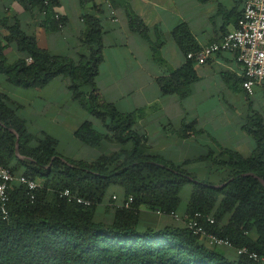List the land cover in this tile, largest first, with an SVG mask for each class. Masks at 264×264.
<instances>
[{
  "label": "trees",
  "instance_id": "obj_1",
  "mask_svg": "<svg viewBox=\"0 0 264 264\" xmlns=\"http://www.w3.org/2000/svg\"><path fill=\"white\" fill-rule=\"evenodd\" d=\"M17 1L25 9H40L41 24L47 32L63 27L65 19L55 11V0ZM87 22L83 41L88 54L75 61L53 56L39 47L36 38L27 35L19 23L9 25L7 19L1 21L9 31L6 41L17 42L24 57L8 62L6 44L0 42V74L22 88L41 87L59 76L69 79L74 97L91 115L76 130L75 137L92 148L109 141L113 149L93 161L60 156L57 140L47 134L41 138L32 135L26 122L11 108L9 97L0 91V163L15 176H25L39 184L35 198L31 199L26 185L13 181L7 214L2 211L0 199V264H264L261 118L246 126L256 140L249 157L221 147L219 155L210 152L201 158L226 170L227 175L218 182L227 183L224 187H211L213 181L192 175L187 164L176 165L149 153L134 130L139 112H120L97 87L103 60V32L91 18ZM130 25L134 31L145 33V26L138 19H131ZM184 30L177 32L181 43ZM198 50L187 51L186 56ZM196 78L192 64H186L159 79V83L164 94L178 93L184 97ZM82 87L89 91L82 92ZM191 128L186 125L183 132ZM16 150L25 159H19ZM187 184H192L193 189L184 221L196 220L207 233L228 239L232 247L211 244L183 222L158 230H140L139 218L144 209L176 213L181 205V191ZM113 187H118L122 194L113 195ZM67 189L90 205L62 196ZM243 248L247 253L238 252ZM229 250L235 255L230 256ZM251 253L257 257H250Z\"/></svg>",
  "mask_w": 264,
  "mask_h": 264
},
{
  "label": "crops",
  "instance_id": "obj_2",
  "mask_svg": "<svg viewBox=\"0 0 264 264\" xmlns=\"http://www.w3.org/2000/svg\"><path fill=\"white\" fill-rule=\"evenodd\" d=\"M55 1V11L65 23L60 30L47 32L38 7L28 10L17 0H0V42L6 44L4 53L8 62L24 54L17 42L6 41L9 31L1 23L3 19L9 25L19 23L51 55L78 61L88 54L83 39L89 26L87 20L91 18L103 32V60L97 87L104 99L120 112H139L134 130L149 153L176 165L187 164L189 173L202 180L210 179L213 185H221L218 182L227 172L210 159L201 158L210 152L219 155L221 147L243 157L251 155L256 140L246 126L258 117L264 125V81L256 84L250 94L243 86L242 66L235 53L229 51L217 53L205 64L190 63L186 56L187 51L218 42L237 29L245 0ZM131 19L144 24V34L131 28ZM182 30L181 43L177 32ZM186 64H192L197 76L187 95L164 94L159 79ZM81 90L87 93L89 88ZM0 91L9 97L11 108L26 122L32 135L41 138L47 134L57 140L60 156L93 161L103 154L95 155L97 149L105 147L107 152L112 151V142L92 148L75 137L76 130L91 115L74 97L69 79L59 76L41 87L22 88L0 74ZM97 125L102 123L97 121ZM186 125L192 128L184 133ZM63 136L68 137L69 147H65ZM192 189L191 184V193ZM111 190L113 195L122 194L118 187ZM189 200L182 207L181 199L176 213L182 218ZM178 224L182 223L173 215L144 209L138 226L140 230H158ZM228 254L232 256L234 252L229 250Z\"/></svg>",
  "mask_w": 264,
  "mask_h": 264
},
{
  "label": "built area",
  "instance_id": "obj_3",
  "mask_svg": "<svg viewBox=\"0 0 264 264\" xmlns=\"http://www.w3.org/2000/svg\"><path fill=\"white\" fill-rule=\"evenodd\" d=\"M225 51L235 53L237 62L242 66L243 86L252 94L254 86L264 81V0H245L243 17L238 28L226 34L218 42L210 43L198 51L189 52L187 58L195 63L205 64L217 53ZM13 181H20L25 184L31 199L35 198L34 191L39 185L37 181L31 178L15 176L9 168L0 163V199L3 203L2 211L4 214H7L6 204L9 200L10 184ZM62 196L68 197L69 200H76L83 205H90L89 201L75 196L68 189L62 193ZM171 215L177 221L183 222L194 233L206 237L211 244L232 247V243L228 239L207 233L196 220L185 222L177 213ZM197 216L199 215L197 214ZM210 221L214 222L213 219ZM238 252L247 253V249L243 248ZM250 257L256 258L257 255L251 253Z\"/></svg>",
  "mask_w": 264,
  "mask_h": 264
},
{
  "label": "rangeland",
  "instance_id": "obj_4",
  "mask_svg": "<svg viewBox=\"0 0 264 264\" xmlns=\"http://www.w3.org/2000/svg\"><path fill=\"white\" fill-rule=\"evenodd\" d=\"M62 138H63L64 143H66L65 147H69L70 142L69 143L67 142L68 141V137L63 136ZM99 152L105 153V152H107V148L104 147V148L100 149V151L97 149L95 151V155H97V153H99ZM190 194H191V184H187L184 187V189L181 191V194H180L181 195V199H182V207H184L187 204V202H188V200L190 198Z\"/></svg>",
  "mask_w": 264,
  "mask_h": 264
},
{
  "label": "water",
  "instance_id": "obj_5",
  "mask_svg": "<svg viewBox=\"0 0 264 264\" xmlns=\"http://www.w3.org/2000/svg\"><path fill=\"white\" fill-rule=\"evenodd\" d=\"M11 131H12L13 133H15V135H16L17 138L19 139V135H18V133H17L14 129H11ZM17 146H18V141H17ZM16 156H17L19 159H25V156L22 155L18 150H16ZM63 160H64V162H67L66 159H63ZM189 179H190L191 181L197 182V181L194 180L192 177H189ZM262 182H263V180H262ZM226 184H227V183H224V184H221V185H210V186L213 187V188H217V187H224V186H226Z\"/></svg>",
  "mask_w": 264,
  "mask_h": 264
}]
</instances>
